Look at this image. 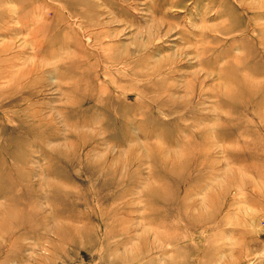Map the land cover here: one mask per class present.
Returning a JSON list of instances; mask_svg holds the SVG:
<instances>
[{"label":"rangeland","instance_id":"374dc122","mask_svg":"<svg viewBox=\"0 0 264 264\" xmlns=\"http://www.w3.org/2000/svg\"><path fill=\"white\" fill-rule=\"evenodd\" d=\"M0 264H264V0H0Z\"/></svg>","mask_w":264,"mask_h":264},{"label":"bare ground","instance_id":"6f19581e","mask_svg":"<svg viewBox=\"0 0 264 264\" xmlns=\"http://www.w3.org/2000/svg\"><path fill=\"white\" fill-rule=\"evenodd\" d=\"M10 82V81H9Z\"/></svg>","mask_w":264,"mask_h":264}]
</instances>
